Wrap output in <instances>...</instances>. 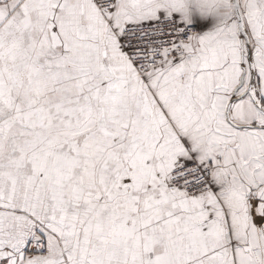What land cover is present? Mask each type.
Wrapping results in <instances>:
<instances>
[{
  "label": "snow or ice",
  "instance_id": "6c2138e0",
  "mask_svg": "<svg viewBox=\"0 0 264 264\" xmlns=\"http://www.w3.org/2000/svg\"><path fill=\"white\" fill-rule=\"evenodd\" d=\"M0 264H264V0H0Z\"/></svg>",
  "mask_w": 264,
  "mask_h": 264
}]
</instances>
